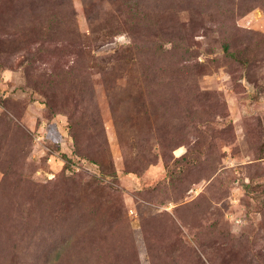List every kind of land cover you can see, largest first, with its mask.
<instances>
[{"label": "rangeland", "instance_id": "rangeland-1", "mask_svg": "<svg viewBox=\"0 0 264 264\" xmlns=\"http://www.w3.org/2000/svg\"><path fill=\"white\" fill-rule=\"evenodd\" d=\"M0 264H264V0H0Z\"/></svg>", "mask_w": 264, "mask_h": 264}]
</instances>
